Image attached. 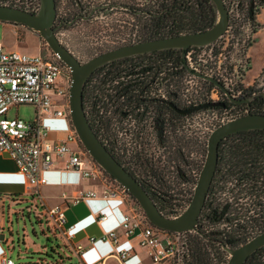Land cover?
Masks as SVG:
<instances>
[{"label": "built area", "instance_id": "2783aa9c", "mask_svg": "<svg viewBox=\"0 0 264 264\" xmlns=\"http://www.w3.org/2000/svg\"><path fill=\"white\" fill-rule=\"evenodd\" d=\"M37 1L29 0L27 4L31 8H37ZM0 2L21 5L11 0H0ZM263 2L264 0H224L228 10L229 24L221 36L229 32L234 34L240 31V28H236L233 22L230 23L231 17H234L233 19L238 17L236 15H239L238 10L240 8H245L247 15H252L256 9H260ZM27 10L31 9L27 8ZM252 32V30L246 32L245 41L250 39ZM235 35L233 36L235 37ZM238 39L240 40L241 37ZM209 44L190 46L185 50L183 59L189 70H187L183 80L186 85L183 96L190 98L193 94L199 100L205 97L208 101H219L220 93L227 96L225 91L213 82L197 75L196 71L216 77L233 97L248 90L249 86L243 87L237 81L231 80L232 78L228 77L227 71L221 72L219 68L215 69V67L210 66L211 63L208 65V63L197 61V59L204 60L207 57L197 50ZM241 62H243L242 66L248 63L247 53L242 54ZM70 82L71 71L69 66L48 47L47 51L43 53L39 51L29 53L17 48H6L0 39V154L7 153L15 161L17 170L25 178L27 192L32 197L39 196V187L46 183L45 171L54 168L56 158H64V164L60 169L75 170L80 173L82 178L101 182L103 184L101 198H118L124 201L125 209L119 226L126 237L135 238L137 244L147 251L152 264H181V245L183 244L181 233L183 231L167 230L153 224L128 189L82 147V142L70 118ZM200 82L208 84L209 90L203 89ZM21 103L32 104L35 107L36 113L32 119H25L17 114L15 116L7 115L12 105ZM45 117H61L69 120L70 123L64 138L51 139L49 137L52 129L45 121ZM228 118L230 117L222 116L219 118L218 124ZM218 124L216 117H213L203 129L211 131ZM196 131L200 134V130L196 129ZM197 132L192 133L190 131V135L197 136ZM195 158V162L190 166L188 176L185 178L181 174L178 182L173 184L175 185L174 194L180 196V199L178 198L176 202L171 203L170 208L174 210V213L167 215H176L181 212L192 197L205 155L198 154ZM149 188L154 191L153 185H150ZM96 194L95 189L82 191L78 196L73 197L72 202L83 198H93ZM38 204L41 207V220L44 218L45 221H50L48 227H52L54 233L68 237L72 235L75 224L65 225V209L61 203L44 205L40 202ZM3 216L4 195L0 193V218ZM96 217L101 222L107 218V215L98 212ZM119 237L117 229L110 228L103 230L100 239L109 240L113 245L111 253L124 261L132 251L127 247H118ZM89 239L94 241L95 237L90 236ZM82 250V244H77L76 251L82 252ZM224 250L226 251L227 262L229 252L225 248ZM0 264H16L7 248L0 254Z\"/></svg>", "mask_w": 264, "mask_h": 264}, {"label": "trees", "instance_id": "16d2710c", "mask_svg": "<svg viewBox=\"0 0 264 264\" xmlns=\"http://www.w3.org/2000/svg\"><path fill=\"white\" fill-rule=\"evenodd\" d=\"M135 10H143L141 13L149 16V21L143 23L146 28L135 40L204 29L213 23L216 14L210 0H159L152 8L135 7ZM258 11L253 12V18ZM255 30L253 27L252 31ZM182 59L177 48L153 50L110 61L90 74L82 92L83 105L95 132L113 154L111 135L99 132L96 112L103 98L112 101L115 80L125 84H145L149 76L151 80L152 76L166 78L169 102L174 101L170 94L174 87L171 86L178 89L179 80L186 75ZM218 108L227 110V115H236L226 105ZM236 109L240 111L237 106ZM250 109L264 113V95L256 98ZM186 136L185 139L182 133L181 162L178 164L168 156L163 166L167 176L161 174V178L153 179L149 174L148 185H153L154 191L114 154L166 214L174 213L170 205L180 199L175 191L169 190L181 174L185 178L188 176L189 153L198 144L190 135ZM187 146L189 149L185 153ZM174 166L175 169L168 170ZM246 199L248 203L244 204ZM196 228L181 233V264H225L224 244L237 246L264 228V128L237 131L220 140L216 169ZM244 264H264V245L251 253Z\"/></svg>", "mask_w": 264, "mask_h": 264}, {"label": "water", "instance_id": "95a60500", "mask_svg": "<svg viewBox=\"0 0 264 264\" xmlns=\"http://www.w3.org/2000/svg\"><path fill=\"white\" fill-rule=\"evenodd\" d=\"M210 2L216 14L213 23L204 29L123 42L102 50L85 61L77 58L67 46L60 42L55 33L53 27L56 14L55 0H39V7L36 11H30L14 4L0 2L1 21L21 23L37 31L48 43L51 50L69 66L71 71L69 87L70 118L87 152L108 173L128 189L153 224L172 231L197 229L199 215L216 169L220 140L224 136L237 131L264 128V113L247 111L246 113L235 115L224 120L211 130L207 139L205 159L189 203L178 214L167 215L159 209L151 194L114 156L97 135L87 117L83 105L82 92L90 74L98 67L110 61L168 48L179 49L184 58L185 50L190 46H201L215 41L227 29L229 15L224 0H210ZM195 73L213 82L225 91L232 100L238 102L247 100V98H233L229 90L216 77L197 71ZM169 104L177 111L185 113L191 109L204 106L222 105V102L209 100L189 108H179L172 102ZM263 245L264 228L237 246L224 244L223 247L229 252L226 264H244L247 257Z\"/></svg>", "mask_w": 264, "mask_h": 264}, {"label": "rangeland", "instance_id": "374dc122", "mask_svg": "<svg viewBox=\"0 0 264 264\" xmlns=\"http://www.w3.org/2000/svg\"><path fill=\"white\" fill-rule=\"evenodd\" d=\"M85 1L86 0H58V5H60L62 11L68 12V7L71 3L72 6L75 5L78 7L77 2L78 4H82V2ZM89 1L88 4L100 1L113 2L115 0ZM158 1L159 0H133L136 8H152ZM261 6L254 18L251 14L247 15L245 8H240L238 10L239 15H236L238 17L235 19L231 17V22H233L236 28H240V31L234 34L231 32L224 34V37L220 36L213 43L197 50V52L203 54V56H207L206 59H197V61L199 63H208V65L211 63L212 65L210 66H213V68L215 67V69L219 68L221 72L227 71L228 77L232 78L231 80L233 81H237L238 84L243 87L246 85L249 86V89H264V65L259 66L261 63L259 54L264 51V2ZM106 10L107 11L97 12L98 14L92 17V19H79L72 25L64 26L61 29V33L58 32L61 43L67 46L81 61H85L92 55L107 48L137 39L138 35L146 28L143 23L149 21V16L145 13L135 14L134 18H132V15L129 14L128 11L120 7L110 6ZM253 27L256 30L252 32L250 39L245 41L246 32L253 30ZM243 33L244 35H242ZM233 35H235V37ZM237 37H241V39L239 40ZM0 39L3 41L6 48H11L9 46L17 44L25 45L26 48L21 50L29 53H34L33 50H35L36 47H39V52L42 53L47 51V47L51 50L48 43L37 31L21 23L0 20ZM244 53L248 54V63L242 66L244 61L241 62V58ZM215 54H217V56H215ZM200 85L203 89L209 90L208 84L200 82ZM35 113V107L32 104L21 103L19 105H12L7 115L15 116L17 114L25 119H32ZM198 113L200 117L207 113L214 118L216 117L217 124L219 118L222 116H232V114L227 115V110L225 111L216 106L208 107ZM202 120L200 118L201 122L204 121L208 123L212 118L208 121ZM191 128L193 130H190ZM196 129L200 130L201 133L203 126L196 124L193 126L186 125L183 129L185 139L187 138L186 134H190V131L194 133ZM82 147L85 149L83 144ZM186 149L188 150L189 147L187 146ZM202 152L203 151L199 152L198 150L197 152L195 150V153L198 154ZM175 168V166L168 167V170ZM171 187L169 192H173L175 185ZM20 195L21 196L17 197L18 199L11 200L8 198L6 200L10 204V207L19 210V212L16 213L13 209L11 213L12 222L6 223L7 235H12L15 240V247L10 253L15 263L27 259V255H37L38 252L33 250V247L36 245L44 246L46 248L44 253L47 257H50L51 260L57 258L59 254L66 257V260H68L67 257H70V255L73 257L74 255L64 247L62 236L54 233L52 229L48 227L45 220L42 222L36 221V217H41V207L38 204L37 197H32L30 194L26 193ZM21 212L23 216L20 214ZM18 236L20 239L19 245L16 243ZM22 239H24L23 242ZM33 242L35 244H33ZM27 244L28 247L26 246ZM18 253L20 256H18Z\"/></svg>", "mask_w": 264, "mask_h": 264}, {"label": "flooded vegetation", "instance_id": "af4514ba", "mask_svg": "<svg viewBox=\"0 0 264 264\" xmlns=\"http://www.w3.org/2000/svg\"><path fill=\"white\" fill-rule=\"evenodd\" d=\"M11 1L31 9L30 11H36L39 7V0L37 1V8H31L27 4L29 0ZM89 2V0L82 2V4H78L77 2L78 7L75 5L72 6L71 3L68 7V12H66L62 11V8L58 5V0H55L56 14L53 27L58 38V32L61 33V29L64 26L72 25L79 19H92V17L98 14L97 12L107 11L106 9L110 6L120 7L128 11L132 15V18H134L136 13L143 11L135 10L133 0L100 1L88 4ZM128 22L131 23L130 21ZM182 65L185 66L187 72L189 68L184 63V59H182ZM152 77H154L152 80L150 76L147 77L149 80L145 84H140L139 82L125 84L115 80L114 88L112 89V101L103 98L99 111L97 108L98 112H96L99 132L103 135H111L110 139L114 154L121 158L147 185L150 175L153 179L161 178V174L167 176L163 166L168 156L178 164L181 162L183 156L182 133L184 127L195 124L204 127L207 122L203 120L208 121L210 118H213L209 113L200 117L199 111H203V109L208 107L226 105L230 111L239 115L251 111L252 102L256 98L264 95L263 88L248 89L243 91L239 96H232L235 99L247 98V100L238 102L232 100L228 95L226 96L220 93L218 100L222 102V105L204 106L191 109L184 113L177 111L169 103L172 102L179 108H189L208 100L205 97L199 100L193 94L192 97L185 98L183 96L184 88L186 87L183 82L184 76L179 80L180 86L178 89L175 86H171L174 87V90L170 91L171 98L174 101L171 100L169 102V86L166 87V78L162 79L158 76ZM168 106L172 109L171 112ZM235 106L239 107L240 111L238 109L235 110ZM200 118L201 120L203 119V122L200 121ZM201 131L199 134L194 130V132L198 133L197 136L188 134L198 142L196 148L190 153L189 170L190 166L196 160L194 157L198 156L195 150L197 152L198 150L199 152L203 151L199 154L206 155L208 139L206 137L209 136L211 131L204 129ZM184 151L188 150L184 149ZM170 166H173V164L170 163ZM150 185L148 186L150 187ZM247 201L246 199L244 204H247Z\"/></svg>", "mask_w": 264, "mask_h": 264}, {"label": "crops", "instance_id": "0c3cea01", "mask_svg": "<svg viewBox=\"0 0 264 264\" xmlns=\"http://www.w3.org/2000/svg\"><path fill=\"white\" fill-rule=\"evenodd\" d=\"M260 31V30H259ZM17 49H25V45L9 46ZM34 49V48H32ZM40 49L36 47L34 52ZM261 63L264 65V51L259 54ZM45 121L51 126L49 137L51 139L64 138L69 126V120L61 117H45ZM64 164V158H56L54 168L45 171L46 183L39 187L38 203L52 205L61 203L65 209V225L75 224L71 236L60 235L63 237V244L74 256L66 257L59 254L57 258L51 260L44 253L45 247L36 245L33 247L37 255H27V259L16 264H152L147 251L140 247L135 238H128L124 235L119 226L125 203L118 198H101L103 184L88 178H82L80 173L75 170L60 169ZM89 189L97 191L96 196L89 199H79L72 202L73 197L80 192ZM0 193L4 195V216L0 218V254L7 248L9 254L15 247L14 237L6 233V223L12 222L11 213L14 208L6 201L18 199L20 194L26 193V182L24 176L17 170L15 161L7 154H0ZM31 195V194H30ZM7 202V203H6ZM18 213L19 210L14 209ZM102 212L107 218L101 222L97 220L96 213ZM23 216V213H20ZM44 218L36 217L37 222H42ZM47 225L50 221H46ZM6 226V227H5ZM10 228V227H8ZM52 228V227H51ZM116 228L119 233L118 247H127L132 251L131 254L121 261L116 255L112 254L113 245L109 240L100 239L103 230ZM11 232V231H10ZM58 235V234H57ZM94 236L95 240L90 241L89 237ZM24 239H22V242ZM16 243L19 245L20 239L17 237ZM33 244H35L33 242ZM82 244V252L76 251V245ZM28 247V244L26 245ZM11 255V254H10ZM18 256L19 253H18Z\"/></svg>", "mask_w": 264, "mask_h": 264}]
</instances>
